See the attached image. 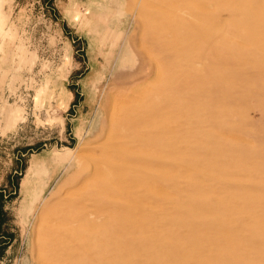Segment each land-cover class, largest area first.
I'll return each mask as SVG.
<instances>
[{
	"label": "rangeland",
	"instance_id": "374dc122",
	"mask_svg": "<svg viewBox=\"0 0 264 264\" xmlns=\"http://www.w3.org/2000/svg\"><path fill=\"white\" fill-rule=\"evenodd\" d=\"M184 1L0 0V264H264V0Z\"/></svg>",
	"mask_w": 264,
	"mask_h": 264
},
{
	"label": "bare ground",
	"instance_id": "6f19581e",
	"mask_svg": "<svg viewBox=\"0 0 264 264\" xmlns=\"http://www.w3.org/2000/svg\"><path fill=\"white\" fill-rule=\"evenodd\" d=\"M214 1L221 8V6L223 4L222 0H214ZM210 4H211V1H210ZM210 4H209L208 0H185L184 3L178 4L174 8L159 7L158 8L159 11L152 12L149 15L150 21L151 20L157 21L156 26H154L155 22L152 25V26H154V29L152 30L151 34H149V38H150V44L149 45H153L155 43V40L158 38H159L160 44L165 43V41L179 43L182 40H186L189 42V44L190 43L193 44V43H195L196 40L204 39V36H202V35L205 33L202 34V29L205 26V20L206 19H204V18H205V16L208 17V15H209L208 10L211 7ZM221 24H223V23H221ZM219 26L222 28L221 25H219ZM180 28H182V29H180ZM210 28H211V26H210ZM156 29H159L161 31L160 36L157 35V37H155L154 32ZM144 45H143V47H144ZM170 47H171V45H170ZM193 49H195V48H193ZM157 65L158 64H156L155 66L157 67ZM129 115H130V119L132 121H135V119H133L132 113ZM146 123L149 125H152L151 120L146 122Z\"/></svg>",
	"mask_w": 264,
	"mask_h": 264
}]
</instances>
